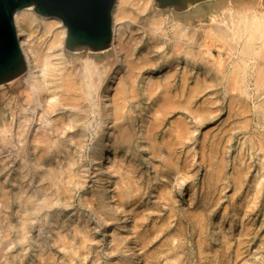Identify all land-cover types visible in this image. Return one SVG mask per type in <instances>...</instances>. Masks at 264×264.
I'll return each mask as SVG.
<instances>
[{
  "label": "rangeland",
  "instance_id": "1",
  "mask_svg": "<svg viewBox=\"0 0 264 264\" xmlns=\"http://www.w3.org/2000/svg\"><path fill=\"white\" fill-rule=\"evenodd\" d=\"M239 8L264 20V0H206L182 11L155 6L154 0L146 3L145 0L115 1L112 20L118 21L116 27L121 28V38L132 50V56L147 55L153 60V66L158 67L170 62L166 74L172 72L173 86L179 84L183 72V109L157 110L160 115L156 114L154 108L161 101L156 93L164 79L158 77L161 83L156 86L157 92L148 93L150 89L144 91L140 86L138 70L133 73L135 84L131 96L125 101H117L114 97L115 105L109 111L114 132L117 137L120 127L130 132L127 143L118 146L111 157L107 188L108 194L114 195V204L110 207L100 195V185L86 176L93 162L92 147L96 142L98 123L96 110L88 116L82 153L75 144L60 137L61 144L73 156L72 175H77L76 179H69L68 193L59 189L49 177L54 171H60L61 164L65 163L64 152L54 156L53 136L45 142L40 141L45 153L38 150L34 158L37 157V163L42 162L44 167L38 165L40 169L37 170L32 160L22 153L24 144L28 143V132L23 126L18 128L21 133L14 138L12 132L4 137L0 134V140L2 137L6 143L11 141L14 147L13 151H6L3 149L5 145L0 144L3 146L0 148V264H264V87L256 81L260 61L257 56L242 54L243 38L239 41L233 39L228 47L208 33L219 24L231 32L233 15ZM156 17H160L165 25L161 31H154L156 28L151 26L150 21ZM175 22L183 24L187 36L178 37L172 32L171 24ZM193 35L199 36L198 40ZM176 41L180 49L174 51L172 47ZM35 44L40 51L47 49L45 38L39 42L36 40ZM63 49V62L80 66L83 61H88L100 66L103 74L114 60L111 47L102 51ZM187 50H190L189 54L184 53ZM233 65L242 66L239 77L246 74L240 79L243 89L228 87L232 82L229 75ZM21 76L23 73L6 85H0V127L4 122L7 126L14 124L17 120L14 110L23 108L25 113L32 115V122L35 121L38 130L42 131L41 119L45 118L53 128L55 118L43 116L41 109L34 107V101L29 100L33 110L25 109L23 102L27 103V100L24 95H33L30 87L23 84ZM120 78L122 80V76ZM202 78H211L212 85L204 87L203 92L197 89L189 98L190 86L191 91L194 81ZM120 83L117 80L114 94ZM201 104L203 113L194 110H200ZM51 109L49 107L48 112ZM176 118L183 123V134H186L183 139L177 137V127L175 133L168 134L171 122ZM67 119L65 115L58 121L62 125L65 121L68 123ZM25 121L28 125L31 119ZM137 123L144 124L139 134L135 129ZM162 138L168 142H163ZM81 160L85 165L84 178L77 169ZM48 161L61 163L60 167L54 164L47 172ZM117 167L121 171L114 170ZM118 171L130 180L134 177L131 181L136 184L122 183L126 178H122ZM117 180L121 183H116ZM121 225V234L130 248L128 252L124 250L125 246H115L111 240Z\"/></svg>",
  "mask_w": 264,
  "mask_h": 264
},
{
  "label": "bare ground",
  "instance_id": "2",
  "mask_svg": "<svg viewBox=\"0 0 264 264\" xmlns=\"http://www.w3.org/2000/svg\"><path fill=\"white\" fill-rule=\"evenodd\" d=\"M148 1L149 0H145V3L148 2ZM226 12H229V11H226ZM113 14H114V8H113V11H112V16H113ZM224 14H225V12H224ZM232 14H234V13H232ZM233 16H235L234 27H233V30L231 32L227 29L228 27L225 28L224 26H220V24H219V25L214 26L211 30H208V33L212 37H215L219 41H221L222 44L227 45L228 47L232 44L231 42H233V39H235V40L238 39V41H239V40H241V38H243V41H242L243 42V46H242V51L241 52H242V54H251V55L259 57V58H257L260 61V64L257 66L258 75L257 76L255 75V76H256V79H257L256 81H259V83H261L260 87H264L263 86V81H264V20L262 18H259V16L257 17L255 14L248 13V11H244V9H242V8H239V10H237L236 15H233ZM13 17H14V23H15V28H16V34H17V37H18V40H19V44H20V47H21L23 60H24L25 67H26V70L23 72V77L21 76L23 79L22 78L21 79L23 80V84H26V85H28L30 87V89L32 90L31 91L32 92L31 95H33L31 97H29L28 95L27 96L24 95V98H25V100H27V103L23 102L21 99H20V102L22 101L24 103V107H25L26 110H30L32 107L29 106L30 105L29 100L34 101V103H35L34 107H39L41 109V111H42L43 116H46L48 118H49V115L53 116L55 118L54 120H56V122H55L56 124L52 128L50 126L51 125L50 121L49 122L46 121V118H45V120L40 118L42 120V124H41L42 125V131H40L41 129L38 130L36 128L35 121L32 122V118H31L32 115L30 116L29 113H25L24 112L25 110L23 108L16 110L15 109L16 107H15L13 109H15L14 111H15V115L17 117V120H15V122H13L14 124H12L10 122L12 125H14L13 127H12V125L10 126V124H8L9 126H7L6 122H4L5 123L4 126L0 127L1 136L4 137L7 134H10V132H12V135H13V138H14V136H17V135H19L21 133L20 130H21L22 126H23L26 129V131L28 132V134H26L28 136V139H26L28 141V143L24 144V148H23L22 153H23L24 157H29V159L32 160V163H33L35 169H37V170L40 169L38 165H43V163L42 162L40 164L37 163V161H36L37 157L34 158L35 153H37L38 150H42V151H40L41 154L45 153V151L41 148L44 145L41 144L40 141L45 142V141H47L49 139L50 136H53L54 139H52V140H54V141L53 142L51 141V142L53 143V147L52 148L54 149L53 150L54 151V156L57 157L58 155H60V152H64L63 154H64V157H65V160H64L65 163H64V165H62L60 163L61 164V167H60L59 166L60 164L58 162L51 163L50 161H48L46 163L47 172L49 170H51V168L53 167L54 164L55 165L57 164V166L62 168V169H59L60 171L57 170L58 172L54 171V175L50 174L49 177H50V180L52 179V181H53L52 183H54V184L56 183L57 184L56 186L59 189H61L65 193H68L70 180H72V178L76 179L77 175L76 176L72 175V173L74 174V172L72 171L73 169L71 170L72 165H74L73 156L71 155V153L68 150V148H66V146H65V148H66L65 149L64 146L61 144L62 142L60 140L61 139L60 137H64V139H67V141H69V143L75 144L74 145L75 148L78 149L81 152L82 148L84 147L85 136L87 134L86 130H87V125H88V122H87L88 116H89V114L91 115V113L94 112V110H96L97 117H98V123L96 125V130H97V134H96V138H95L96 142L93 141V142H95V144H93V147H92L93 162L91 161L92 165L90 164L91 165L90 166V171L88 170V174H86V176L89 178V180L91 179V181H94V182L98 183V185H100V187L99 186L98 187L100 188V190H101L100 192L101 193L100 192L99 193L103 197L104 201L105 202L107 201V206L110 207L112 204H114V203H112V201H114V200H112V197L114 195L112 196V195L108 194V192H109L108 189L109 188H107V184H108V181H107L108 178L107 177L109 175L108 171H110V167L109 166H110V161H112L111 157L113 155H115L116 148L118 146H120V145L124 146L127 143L126 139L129 137V132H130L127 128L120 127L121 129L117 130V132L120 131V133H119L118 137L116 136L117 135L116 131L114 132V129H113L114 127H113V124L111 123V119L113 117L111 116L112 114L110 115V113H109V111L112 109L111 108L112 105H115V102H116V100L118 101V99L120 101L121 100L125 101L129 96H131V94H132V92H131L132 91V86H134V84H135L134 79H133V73L136 70H138L139 73L141 74L140 75L141 76V80H140L141 84H140V86L142 85V90H144V91L150 89V91L148 93L155 94L157 92L156 86H157L158 83H161L160 81H158V77L161 76L165 80V81L163 80V82L160 84V86H159L160 89L156 93V94L160 95V99L159 100H161L158 103V106L154 108V109H156L155 110L156 114L160 113V111H157V110L167 111V110H171V109H175L176 110V108L183 109V72H182L181 78L179 77L180 78V82L178 81L179 84L177 86H173L172 82L170 80V72L171 71L167 72L168 74H166V71H168L170 69V62H167V63L163 64L162 67H158V66H153V63H152L153 60L151 58L147 57V55L133 57L132 53L130 52L132 50H130V48L129 49L127 48V46L124 43V40L121 38V28L120 27H116V25H118V24H116L118 21L115 22V18H113V20H112V33H111V41H110V46H109V47H111L113 49V51L115 53V55L113 53L114 60L112 61V65L108 66L109 67L108 71L103 74V69L100 66H98L96 64L89 63L88 61H83V64H81L80 66H76L75 64H72V62L71 63H68V62L66 63V62L62 61V54H63V51H64L63 47H64V39H65L66 30H65V26L63 25V23L61 22V20L58 17L40 15V14L36 13L33 10L32 7H24L22 9L16 11L14 13ZM225 18H227V17L225 16ZM231 19H233V18H231ZM150 22H151V26L156 28V30H154V31H157V29H160V31H161L164 28V26H165L163 24V21L161 20L160 17L159 18L158 17L153 18ZM215 22H212V23H215ZM229 25L231 26V23ZM211 26H212V24H211ZM171 27H172V32L174 31V33H176V36H178V37H182V36H185V35L187 36L188 35V34L185 33L187 31H185V28L183 27V24H179V23L175 22V23L171 24ZM151 29H153V28H151ZM190 33L191 32H189V34ZM203 33H204V31H203ZM195 34H196V31H195ZM206 34L207 33H205V35ZM193 36H195V35H193ZM197 37H199V36H197ZM197 37L195 39H197ZM42 38H45L47 40V47H46L47 49L44 52L40 51V49H38L39 47L37 46V44H35L36 40H37V42H39V40L42 39ZM181 42L183 43V41H181ZM176 43H177V41L175 42V44ZM128 47H131V46H128ZM255 47H257V48H255ZM172 48H174V51L180 49V47L177 46V44L174 45ZM189 51L187 50L184 53L185 54L186 53L189 54L188 53ZM181 52L183 53V51H181ZM193 55H195V54H193ZM182 57H183V55H182ZM243 58H245V57L243 56ZM194 59H195V57H194ZM171 61H172V59H171ZM175 61H173V62H175ZM245 66H247V65H245ZM241 68H242L241 65H236V66H234L232 68V70L230 71L232 74L229 75V79L232 82H230L228 87L243 89V86L240 83V79H242L244 74H242V76L240 75V77H239V71L241 70ZM228 69H229V67H228ZM254 69H255V67H254ZM177 74H179V73H177ZM121 76H122V80L120 78ZM119 78H120V80H119ZM211 78L210 79L202 78V79H200V81H197L198 79L196 81H194L193 89L190 91V88H192V87L190 86V88H189V92H190L188 94L189 98L192 97L193 93L197 89L202 91L204 87L206 88L207 86L212 85V79ZM117 80H118V82L121 81V83H120V86L118 85V89L116 90V92L114 94V88H115L114 86L117 83ZM226 85H228V84H226ZM16 90H15V92H16ZM148 93H147V95H149ZM228 93H229V91H228ZM238 95H240V94H238ZM20 96H21V94H20ZM229 96H231V94ZM28 97H29V99H27ZM114 97H117V99L115 100ZM113 99H114V101H113ZM208 99H209V97H208ZM227 99H229V98H227ZM185 101L188 103L189 102L188 98H186ZM209 101H210V99H209ZM229 101H228V103H229ZM186 102H184V104H186ZM205 102H207V101H205ZM119 104H121V102H119ZM41 105L43 106V108L40 107ZM209 105L211 106V104H209ZM56 106H57V108H55ZM200 106H201L200 110H198L196 108L194 110L199 112V113L202 112V104ZM49 107L52 108L50 110V112H48ZM115 107L117 108V106H115ZM33 109L34 108H32L31 110H33ZM209 109H210V107H209ZM38 111H37V113H38ZM203 112H204V110H203ZM150 113H152V112H150ZM153 114H155V113H153ZM156 114H155V116H156ZM161 114L163 115V113H161ZM65 115L69 119V120L67 119L68 123H66V121H65V124L60 125V123H59L60 121H58V120L61 118V116L63 117ZM179 117H181V116L179 115ZM120 118L122 119V117H120ZM153 118H154V116H153ZM19 119H21V120H19ZM22 119H23V121H22ZM26 119H31V122L28 125L26 124V121H25ZM72 119L75 120V121L74 122L71 121ZM157 119H159V118H157ZM35 120L37 122V119H35ZM65 120H66V118H65ZM69 121H71V123H69ZM116 121H118V120H116ZM120 122H121V120H120ZM171 123H172V125H170V127L168 129V134H172L174 132L175 128L177 127L176 133H177L178 136L177 135L176 136L178 138H180V139H183V137L186 136L185 133L183 134V123H180V120H178L177 118L174 119L173 122H171ZM78 125H79V127H78ZM119 125H120V123H119ZM143 125L144 124H139V123H137L135 125V129L137 130V132H136L137 134H139L138 132L141 129H144ZM151 125L152 124H150V127H151ZM19 127H21L20 130L18 129ZM39 127H41V126H39ZM142 131H141V133H142ZM131 132H132V130H131ZM145 133H147V132H144V134ZM133 134H135V132ZM130 135L132 136V134H130ZM2 137H1V140H0V144L1 145H5V146L4 147L0 146V148L3 147V149L6 150V151L10 150V149L12 150L14 147H13L11 141H8L6 143V142H4ZM161 140H164V139L162 138ZM150 141H151V139H150ZM13 142H15L14 139H13ZM143 142H145V141H143ZM163 142H168V141H167V139H165ZM69 146H71V145H69ZM21 147H23V146H21ZM150 147H152V145ZM76 149H74V150H76ZM151 150H153V149H151ZM81 153H80V155H81ZM7 154H8V152H7ZM84 157L85 156L83 154V158ZM12 160H14V159H12ZM24 160H26V159H24ZM79 166L80 167L77 168V169H79L78 172H80V176L83 177V175H84V166H85L83 161H82V164L80 163ZM43 167H44V165H43ZM10 168H12V167H10ZM114 170L117 171V170H120V169L119 168L118 169L115 168ZM120 171H118V173L123 175L122 178H126V179H124V182L122 180V183H125V181H127L129 183L128 185L133 186L134 184H136V183H134V184L132 183L134 177H132V179H131L132 181H131L128 178V176L125 177V175L123 173H121ZM6 172L9 173V171H6ZM86 172L87 171H85V173ZM130 177H131V175H130ZM118 182H119V184L121 183L120 181L117 180L116 183H118ZM50 183H51V181H50ZM121 185H123V184H121ZM126 188L127 187H125V189ZM45 189H47L46 185H45ZM111 190H113V189H111ZM121 190H123V188H121ZM20 191H22V189ZM53 191H55V190H53ZM130 191H131V189H130ZM112 193H114V192H112ZM125 193L126 192H124V194ZM127 193H129V192H127ZM168 194H170V193H168ZM115 195H116V193H115ZM120 195H122V194H120ZM137 195H138V193H137ZM160 195L162 196V194H160ZM39 196H41V194ZM58 196H60V195H58ZM124 196H126V195H124ZM124 196H121V197H124ZM50 198H49V200H50ZM59 199H61V198L59 197ZM119 199H121V198H119ZM57 201H58V198H57ZM53 202H55V201H53ZM21 203H22V201H21ZM138 215H139V213H138ZM200 219H201V217H200ZM198 222H199V220H198ZM119 224L120 223H118V225ZM121 228H123L122 225H121V227L119 229L117 228L115 233L111 236V240L115 243V246L116 245L117 246H122V247L125 246L124 250L126 252H128L130 250V248H129L127 242H125L124 236L121 234V231H120ZM80 229L82 230L83 228H80ZM81 230H79V232H81ZM79 235H80V233H79ZM109 239H110V237H109ZM114 243H112V244L114 245ZM80 244H82V243L79 242V245ZM68 246L69 245H67V247ZM115 246H114V249H115ZM74 251L75 250H73V252Z\"/></svg>",
  "mask_w": 264,
  "mask_h": 264
},
{
  "label": "water",
  "instance_id": "3",
  "mask_svg": "<svg viewBox=\"0 0 264 264\" xmlns=\"http://www.w3.org/2000/svg\"><path fill=\"white\" fill-rule=\"evenodd\" d=\"M116 0H0V85L25 70L16 34L14 13L24 7L43 16H56L65 26L64 48L101 51L110 46L112 11ZM206 0H154L158 7L182 11Z\"/></svg>",
  "mask_w": 264,
  "mask_h": 264
}]
</instances>
